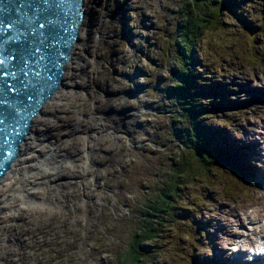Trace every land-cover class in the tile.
<instances>
[{
  "label": "rangeland",
  "instance_id": "374dc122",
  "mask_svg": "<svg viewBox=\"0 0 264 264\" xmlns=\"http://www.w3.org/2000/svg\"><path fill=\"white\" fill-rule=\"evenodd\" d=\"M212 1L84 0L79 35L86 41L77 46L74 81L70 70L63 96L27 136L33 148L0 181V264H195L202 250L212 257L226 246L216 236L221 226L245 220L249 249L264 242L256 232H264V213H253L262 205L248 199L253 188L264 194V183L259 189L245 175L234 178L226 155L214 153H224V141L248 145V152L259 146L254 164L264 170V103L252 86L253 74H264V0H246L248 13L233 7L246 21L226 4L219 15ZM216 14L221 21L213 28ZM187 27L197 72L183 77L198 98L183 102L195 98L196 122L213 127L214 155L203 159L183 114L193 106L179 104L175 92ZM251 28L258 43L248 42ZM220 91L237 111L217 105ZM166 195H176L168 215L153 218ZM162 221L169 226L150 241L156 254L147 255L142 235Z\"/></svg>",
  "mask_w": 264,
  "mask_h": 264
},
{
  "label": "water",
  "instance_id": "95a60500",
  "mask_svg": "<svg viewBox=\"0 0 264 264\" xmlns=\"http://www.w3.org/2000/svg\"><path fill=\"white\" fill-rule=\"evenodd\" d=\"M83 0H0V181L63 96Z\"/></svg>",
  "mask_w": 264,
  "mask_h": 264
},
{
  "label": "bare ground",
  "instance_id": "6f19581e",
  "mask_svg": "<svg viewBox=\"0 0 264 264\" xmlns=\"http://www.w3.org/2000/svg\"><path fill=\"white\" fill-rule=\"evenodd\" d=\"M84 1V0H83ZM232 3H247L246 1H242V2H237V1H233ZM85 8V4L84 3H82V11H83V9ZM85 17V16H84ZM242 19V18H241ZM248 24V23H247ZM85 30H86V27L84 26V28H83V31H82V29H80V32H82L83 34H84V32H85ZM79 32V33H80ZM79 36H80V38H79ZM86 40H85V38H84V36H82V35H79L78 34V38H77V42H76V45L74 46V52H73V56L75 57L74 59H76V60H78V62H75L74 63V59L72 60V62H71V68H70V70H73L74 72H73V79H72V81H74V78H75V75H76V69L74 70V69H72V66L73 65H76L77 64V66H78V64H79V61H80V59H79V57H78V55H79V48L77 47L78 45H81V44H83L84 42H85ZM78 48V49H77ZM205 64V63H204ZM76 66V67H77ZM204 67H206L205 65H204ZM209 67V66H208ZM203 69V68H202ZM204 70V69H203ZM207 72V71H206ZM209 72V71H208ZM261 79H264V76H259V75H257V74H255V75H253V77H252V86L258 91V90H260L261 91V93H259V94H261L260 96H258V97H256V98H259L260 100H261V102H263L264 103V89L263 90H261ZM71 81V82H72ZM221 81V80H220ZM224 81V80H223ZM222 81V82H223ZM222 88H224L225 90H227L228 88H225V87H222ZM233 90V89H232ZM232 90H231V92H232ZM236 93H235V97L236 98H239L241 95H242V92L239 90V88L238 87H236ZM226 94H227V92H226ZM233 94H230V93H228L227 94V96H232ZM258 95V94H257ZM256 95V96H257ZM226 99V96L225 95H223V92H221L220 91V96H219V98L218 99H216L215 100V102L217 103V105H219V104H221V100H225ZM84 100V99H83ZM82 100V101H83ZM81 101V100H80ZM237 102V101H236ZM234 103V102H233ZM52 126V125H51ZM203 126H205V125H203ZM219 133H222L221 131H219ZM29 135H30V133L27 135L28 137H29ZM224 135V134H223ZM27 136H26V138L23 140V142L20 144V146H19V150H20V152H19V154H18V157H17V159L13 162V164H12V166H11V169H10V172H9V174H11L12 173V171L14 170V168L15 167H18L19 165H20V160H19V156H21V153L23 152V151H25V150H28V148L30 149V148H33V146L32 145H34L32 142H31V145H30V143H29V141H28V138H27ZM226 143H228L229 145H227ZM232 145H230V143L229 142H223V145L222 146H224V153H221V156L223 157L224 155H226V158L227 159H231V161L234 163V164H236V165H238V166H242V167H247V168H250V173L252 174V175H254L260 182H262V183H264V170H262L261 172H258V171H256L258 168H260V169H262V167H260V166H257V165H255V164H253L254 166H257L256 167V169H253V168H251V166L249 165V156L247 155L248 154V145L247 146H244V147H240L238 144H236V143H234L233 141H232ZM21 145H22V147H21ZM25 154V153H24ZM23 155V154H22ZM16 162V163H15ZM15 163V164H14ZM46 181V180H45ZM254 187V186H253ZM243 199V196H240V200H242ZM248 199H251L252 201H254L255 200V202L256 203H259V204H261L262 205V207L257 211V213H264V194H261L260 192H259V190L258 189H256V188H253L252 189V191L250 192V194H249V196H248ZM33 202V201H32ZM11 207H12V205H11ZM255 214L256 213H254V217H255ZM248 216V218H250V216L249 215H247ZM239 218V215L238 216H235V219H238ZM231 234H233V235H239V234H241V232L240 231H235V232H232V227H228L227 228V235H231ZM233 241H234V239L232 238V237H228V238H224V242H226L227 243V245H231V243H233ZM159 248V247H158ZM239 254V252H237V253H234V254H232V258H233V260L231 261V258H230V260H228L227 259V253H226V251H219L214 257H213V259H211L210 260V258H211V254H210V252L209 251H206V250H203V256H201V260H202V262H203V264H244V263H242V262H245V257H244V255H242V256H239L238 255ZM237 259H242L241 261L239 260V261H237Z\"/></svg>",
  "mask_w": 264,
  "mask_h": 264
},
{
  "label": "trees",
  "instance_id": "16d2710c",
  "mask_svg": "<svg viewBox=\"0 0 264 264\" xmlns=\"http://www.w3.org/2000/svg\"><path fill=\"white\" fill-rule=\"evenodd\" d=\"M213 3H218L219 4V1L218 0H213L212 1ZM194 5V4H193ZM218 8L220 9V5L218 6ZM220 11V10H219ZM219 15L222 16V13L220 14V12L218 13ZM216 14V15H213V19L211 20V27L213 28H217L216 26L218 24H220V21L221 19L219 18L217 20V18L219 17V15ZM205 16V15H204ZM206 17V16H205ZM218 21V22H217ZM184 27L186 26V22L183 21L182 22ZM193 32V29L191 27H187V28H184L182 31H181V35H180V40L184 41L183 43V49H182V53H184V56H181L180 53H178L177 55L179 56L177 58L178 61H182V63L180 65L177 66V74H178V77L180 78L181 82H182V85L180 87H177V89H175V92L178 93L180 92V94L177 95V102L182 104V106L184 105H192L193 102H194V99L191 100L190 103L186 104L183 102L184 98L187 97V95L189 94H193L194 96H196L198 98V91L195 90V83H193L192 81H189V80H185L184 79V75L186 74V71L188 70L189 72V68H191L192 66H194V62L195 59L194 58H190V56L192 55L193 53V50H192V46H191V54L190 56H188V44L190 43V41L192 42V37H190L191 33ZM194 48V47H193ZM194 69L192 70V73L194 74ZM196 72V71H195ZM185 82H184V81ZM187 83H190L188 86H186ZM193 106V109L192 110H189V109H186L184 111V115L185 117L187 118V122H188V129H189V132L191 134H194V133H197L198 134V137H197V144H196V147L197 149L199 150L198 147H202L203 146V141H202V138H201V134H200V128L203 126V124L201 123V121H197L196 122V117L198 116L197 114L193 113L194 111L197 112V107L192 105ZM208 132V130H210V127L209 125L205 126V129H204V132ZM200 151V150H199ZM202 155V153L200 154ZM179 171V170H177ZM183 175V174H182ZM177 195V194H176ZM175 196L171 195L170 198L169 195H166V197L164 198V200L161 202V204L159 205L158 209L159 211L156 209L154 215H153V218L156 217V218H159V214H164L166 213L168 215V211L169 209L171 208V205H170V202H174L175 201ZM170 216H172L170 214ZM167 224V222L165 221H162L160 222L159 224V227L157 229H150L149 231H146V233H144L142 235V238L145 242H150V241H153L154 239V235L157 234V233H163V227ZM154 225L153 223H150L149 226H152ZM169 226V224H167ZM141 242V241H140ZM137 260H133L132 264H136Z\"/></svg>",
  "mask_w": 264,
  "mask_h": 264
}]
</instances>
